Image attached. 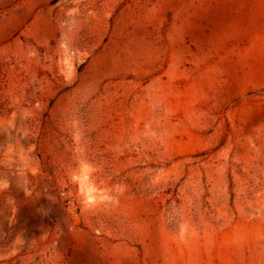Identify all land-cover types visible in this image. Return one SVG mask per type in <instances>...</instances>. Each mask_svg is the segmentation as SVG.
<instances>
[{"label":"rangeland","instance_id":"rangeland-1","mask_svg":"<svg viewBox=\"0 0 264 264\" xmlns=\"http://www.w3.org/2000/svg\"><path fill=\"white\" fill-rule=\"evenodd\" d=\"M0 264H264V0H0Z\"/></svg>","mask_w":264,"mask_h":264}]
</instances>
